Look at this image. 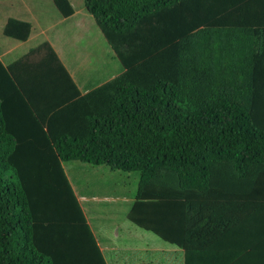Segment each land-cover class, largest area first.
I'll return each instance as SVG.
<instances>
[{
	"label": "trees",
	"instance_id": "16d2710c",
	"mask_svg": "<svg viewBox=\"0 0 264 264\" xmlns=\"http://www.w3.org/2000/svg\"><path fill=\"white\" fill-rule=\"evenodd\" d=\"M82 2L107 45L102 85L82 94L47 41L0 60V264L117 262L90 223L106 198L69 162L138 174L125 219L154 258L264 264V0ZM31 32L8 18L1 34Z\"/></svg>",
	"mask_w": 264,
	"mask_h": 264
},
{
	"label": "rangeland",
	"instance_id": "374dc122",
	"mask_svg": "<svg viewBox=\"0 0 264 264\" xmlns=\"http://www.w3.org/2000/svg\"><path fill=\"white\" fill-rule=\"evenodd\" d=\"M72 1L76 6L83 7V0ZM20 2H27V0L0 1V20L5 14L6 18L9 15L14 17L15 14L13 12V5L19 4ZM36 3L41 7L40 10L42 11V13L38 15V20H43L47 26L51 23L55 25L56 22H53L54 18L49 13L51 11L49 8H51L52 4L44 0H39ZM5 17L1 23V28L4 26L6 20ZM83 19L85 27L76 24L79 36L85 35L86 29L89 30V26L91 24L95 26L92 18L89 17V19ZM74 21H77V17H75ZM74 21L63 22L61 24L62 28L65 29L68 34L71 30H74V25H72ZM57 33H59V30L57 27H54L50 33L51 38H54ZM0 35H2L1 31ZM99 35L100 39L98 40L99 37L94 38L96 35L93 33V38L95 39L94 46L91 45L90 41L85 40L77 47V52L81 54L82 59L85 58L86 63L88 62V57L91 58L90 61L93 60V64L91 63L90 66L87 64L88 69L84 78V81H86L84 82V85H90L93 80L97 81V76L93 75V71H100V69L103 70L101 66L106 63L107 55L105 54V48L107 45L101 33H99ZM34 39H37V37L32 38V40ZM81 41V39L77 40L76 44ZM54 43L58 46L60 44V40L59 42ZM76 44L71 39H67V41L63 44V49L68 61L73 55V51H75ZM95 49L96 52L94 51ZM12 50H9L8 52H11ZM80 62L85 61L81 60ZM84 70V68L80 70L82 76ZM65 167L66 169L69 168L70 171L75 167L74 172H70L68 170L71 178L74 177L75 180L80 182H90V184L86 186V189H80L86 193L89 192L91 194H97L99 198H106V201H100V199L91 200L93 205L89 207L92 219H90V223L95 229L97 228L100 231H103L101 236L99 235L98 237L100 243H102L103 238H109L110 241L108 244V251H115L112 259L117 261L114 264H124L123 262L128 260L129 255L128 253H124L125 249L131 250L135 256L138 255L140 264H145V262H150L152 260L156 261L158 264L183 263V252L178 249H176V251L173 247H170V245H164L166 247L163 248V254L157 252L154 254V258L152 250L149 248L148 241L151 238L155 240L156 237L148 234L125 219V215L128 211V208L126 207L128 204L127 202H129V199L133 196L132 192L136 191V183L138 180L137 173H122L120 171L112 172L106 166L98 168L90 166L92 169H89L88 165H83L77 162H71V164H68ZM91 197L93 198L96 196ZM80 202L85 201L80 200Z\"/></svg>",
	"mask_w": 264,
	"mask_h": 264
},
{
	"label": "crops",
	"instance_id": "0c3cea01",
	"mask_svg": "<svg viewBox=\"0 0 264 264\" xmlns=\"http://www.w3.org/2000/svg\"><path fill=\"white\" fill-rule=\"evenodd\" d=\"M38 1L39 0H33V1L27 0V2H20L19 4H16V5L14 4L13 5V12L15 14L14 17L13 16L11 17L9 15L6 18L5 17L6 14H5L1 18V20H0V31H1V33H2V29H3V27L1 28V23L4 19V17L6 19L13 18L15 20L29 22L32 25V32L30 34V37L24 43L20 42V41L12 40V39H9L8 37H4V36L0 35V60L3 61V64L5 66L12 64L16 60H18L20 57L27 54L29 52V50H31L32 48H35L36 46H38L42 42L47 41L51 45L53 50L55 51V53L58 56V58L60 59V61L63 63L64 67L66 68V70L68 71V73L70 74V76L72 77L73 81L75 82V84L77 85L78 89L80 90V92L82 94H85V93L91 91L92 89L102 85L105 81L106 75H104V72L101 69H100V71H98V70L93 71V75L97 76V78H96L97 81L93 80L90 85H84V82H86V81H84V78L86 76V71L88 69V65L86 63L85 58L82 59L81 54L77 52V46H76L75 51H73L74 56L72 55L68 61V59L65 55L64 49H63V47H64L63 44H64V42L67 41V39H71L73 42L81 39L82 41L80 43H83L85 40H87V41H90L91 45L94 46V40H95L94 38L99 37L98 40L100 39V35H99L100 32L98 31L96 26L91 24L89 26V30L86 29L85 35H81V36H79V31H78L77 26H76V24H79L80 26L85 27L83 18L89 19V17L90 18H92V17L89 14H87V12L84 10L83 7L73 5L74 4L73 1L70 0L72 2V6L74 9V14L72 16L73 18L72 17H70L68 19L60 18L59 15L57 14V11L54 8V6L52 5L51 8H49V9H51V11L49 13L53 16V18H54L53 22H56V24L54 25L53 23H51V24H49V26H47L43 20H38V15L42 13V11L40 10L41 7L36 3ZM44 1L50 2L49 0H44ZM35 7H37V9ZM75 17H77V21H74ZM72 20L74 21L72 23V25H74V30H71L68 34L65 31V29L62 28L61 24L63 22H68V21L72 22ZM4 25H5V23H4ZM54 27H57V29L59 30V33H57L54 38H51L50 33L54 29ZM93 33L96 35L94 38H93ZM33 37H37L38 40L37 39L32 40ZM59 40H60V44L57 46L54 42H59ZM75 44H76V42H75ZM9 50H12V51L8 52ZM94 51L96 52V49ZM81 60H84L85 62H80ZM36 65H38V64H35V63L32 64V66H34V67ZM82 68L85 69L84 72L82 73L84 77L81 75V72H80V70ZM88 84H89V82H88ZM43 104L51 105V102H50V100L49 101L44 100ZM68 164H71V162L63 164L64 170L67 174H69L68 173L69 168L66 169L65 166ZM74 170H75V167L73 169H71V171L70 170L69 171L74 172ZM98 244L100 245V248L103 251V249L106 246L103 244V242L102 243L99 242ZM154 262H156V261H154Z\"/></svg>",
	"mask_w": 264,
	"mask_h": 264
}]
</instances>
